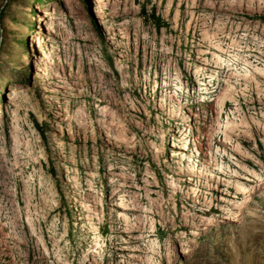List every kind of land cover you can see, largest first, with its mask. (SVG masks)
Segmentation results:
<instances>
[{
    "label": "rangeland",
    "instance_id": "rangeland-1",
    "mask_svg": "<svg viewBox=\"0 0 264 264\" xmlns=\"http://www.w3.org/2000/svg\"><path fill=\"white\" fill-rule=\"evenodd\" d=\"M0 264H264V0H0Z\"/></svg>",
    "mask_w": 264,
    "mask_h": 264
},
{
    "label": "bare ground",
    "instance_id": "bare-ground-1",
    "mask_svg": "<svg viewBox=\"0 0 264 264\" xmlns=\"http://www.w3.org/2000/svg\"><path fill=\"white\" fill-rule=\"evenodd\" d=\"M94 2L98 3L100 0H93ZM69 8V7H68Z\"/></svg>",
    "mask_w": 264,
    "mask_h": 264
},
{
    "label": "trees",
    "instance_id": "trees-1",
    "mask_svg": "<svg viewBox=\"0 0 264 264\" xmlns=\"http://www.w3.org/2000/svg\"><path fill=\"white\" fill-rule=\"evenodd\" d=\"M153 16V15H152Z\"/></svg>",
    "mask_w": 264,
    "mask_h": 264
}]
</instances>
